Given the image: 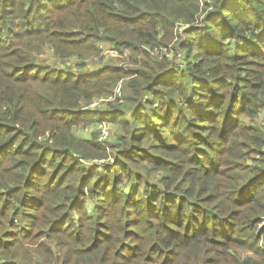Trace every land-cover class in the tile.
<instances>
[{"label":"trees","instance_id":"trees-1","mask_svg":"<svg viewBox=\"0 0 264 264\" xmlns=\"http://www.w3.org/2000/svg\"><path fill=\"white\" fill-rule=\"evenodd\" d=\"M261 112L264 0H0V264H264Z\"/></svg>","mask_w":264,"mask_h":264},{"label":"rangeland","instance_id":"rangeland-1","mask_svg":"<svg viewBox=\"0 0 264 264\" xmlns=\"http://www.w3.org/2000/svg\"><path fill=\"white\" fill-rule=\"evenodd\" d=\"M97 44L98 43H96V46H97ZM53 53L54 52L52 51V49L51 48H47V46H46L44 54H42V56L44 58H46L45 60H49L48 62L53 63L54 65H56V67L61 68L62 70H65V72L67 74L76 75V74H78L77 72H79V71L82 72V73H92V72H94V71H96L98 69L100 64H102L103 62L108 63L109 61L110 62L111 61H113V62L115 61L114 63H116L118 66H123L124 68L126 67L127 69L123 68L126 72H132L131 70L136 69V65L133 64V63H130L131 61L128 60V59H131L129 51H126V53H125V55L128 54V55H126L127 58H124L125 59V64L123 63V58L121 59L120 55L117 54L115 56H111V57H107V58L103 57V58L98 59V57H97V59L96 60L94 59L93 62L89 61L90 58H88L85 61L86 65L84 67H80V68H79V66L76 65V63H77L76 62V57H71V58L67 59L66 61H60V60H56L55 59ZM98 53H99V56H102V51H100ZM79 74H81V73H79ZM87 76H89V75H87ZM87 76H85V77H87ZM130 77L132 78L133 74H131ZM91 107H93V106H91ZM258 120H259L260 123H264V113L263 112H261L258 115ZM104 122H106V121H104ZM108 126H109V124H108ZM87 127H89V128H87ZM93 128L95 129V128H97V126L96 127L93 126V125L92 126H88V125L80 126V127H78V130H77L76 133L77 134H81V135H84V134H88L89 135L90 132L93 131ZM109 128H110V137L107 140L113 139L112 135L115 132V128L113 126H110ZM263 228H264V219L262 220V223H260L259 226H258L259 235H258L257 241H258V245L260 247H264V232L262 230ZM243 255L244 256H250V253H243Z\"/></svg>","mask_w":264,"mask_h":264},{"label":"built area","instance_id":"built-area-1","mask_svg":"<svg viewBox=\"0 0 264 264\" xmlns=\"http://www.w3.org/2000/svg\"><path fill=\"white\" fill-rule=\"evenodd\" d=\"M209 0H202V2H208ZM183 28H181V31H182ZM97 48L99 49V52L102 51V56H99V58H107V57H111V56H115L117 54L120 55V58L122 59L123 58V63L125 64V59L124 58H127L126 54V51H128L127 49H124V50H117L115 49V47H113L112 45H108V43L104 42V41H99L97 42ZM152 54L156 55L158 58H161L162 56H168V57H171L173 55V49L172 47L170 46L169 49L168 48H159V47H154L153 49H148ZM125 56V57H124ZM181 57V55H180ZM129 60V59H128ZM120 67H123V66H120ZM124 68V67H123ZM124 69H127L126 67ZM132 72H129L130 74H133L134 71L131 70ZM79 74V72H77ZM76 74V75H78ZM122 94H123V80L119 81L118 84L115 86L114 88V92H113V96H110L109 98L107 99H103V100H107V101H110V100H114L116 98H120L122 97ZM102 100H99L97 102H93L91 104V106H95L97 105L99 102H101ZM89 128V127H87ZM97 130L100 132V141L101 142H105L109 137H110V128L108 126V124L104 121H100L98 124H97ZM85 164H87L88 162H85L83 161Z\"/></svg>","mask_w":264,"mask_h":264},{"label":"crops","instance_id":"crops-1","mask_svg":"<svg viewBox=\"0 0 264 264\" xmlns=\"http://www.w3.org/2000/svg\"><path fill=\"white\" fill-rule=\"evenodd\" d=\"M81 137H84V138H87L88 137V134H84V135H81L79 134Z\"/></svg>","mask_w":264,"mask_h":264}]
</instances>
